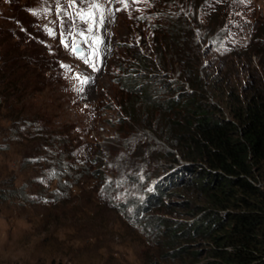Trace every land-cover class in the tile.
I'll use <instances>...</instances> for the list:
<instances>
[{"label":"trees","instance_id":"1","mask_svg":"<svg viewBox=\"0 0 264 264\" xmlns=\"http://www.w3.org/2000/svg\"><path fill=\"white\" fill-rule=\"evenodd\" d=\"M83 8L80 0L75 8L70 0H0V109L11 117V139L28 147L25 161L47 164L62 198L72 187H97L109 167L87 129L58 119L73 93L62 67L72 43L60 35L83 27ZM127 11L141 50L117 61L118 104L136 121L142 110L149 122L167 114L154 132L184 162L157 177L145 200L129 202L134 217L191 188L213 205L192 222L151 223L176 242L210 241L207 259L193 264H264V32L251 24L259 19L253 0H128Z\"/></svg>","mask_w":264,"mask_h":264},{"label":"rangeland","instance_id":"2","mask_svg":"<svg viewBox=\"0 0 264 264\" xmlns=\"http://www.w3.org/2000/svg\"><path fill=\"white\" fill-rule=\"evenodd\" d=\"M98 2L101 11L93 10L92 20H80L83 27L78 32H71V36L64 34L66 40L80 46V51L74 54L70 50L72 99L60 107L58 119L87 129L89 140L98 145L103 152L102 161L109 165L104 169L106 176L97 180V187L95 184L86 189L72 187L65 198L60 197L56 182L44 169L47 164L25 161L28 147L24 141L11 139V117L0 109V264H193L204 261L212 246L210 241L198 237L176 242L165 234L166 228L151 222L156 217L172 225L178 221L192 222L213 202L181 186L177 188L181 192L179 196L161 205H148L135 217L130 208L131 200L146 199L159 175L172 169L175 170L171 175L175 174L184 164L174 166L175 150L154 132L165 127L167 114L156 112L149 117V122L142 110L141 118L136 121L121 110L118 100L122 94L113 83L117 61L132 60V54L141 48L136 34L123 19L127 17V8L117 0ZM90 3L91 0H80L84 11ZM253 4L259 19L251 24L254 30L264 32V0H253ZM118 8L121 10L116 11ZM89 27L91 32L86 31ZM81 32L85 33L86 40L79 36ZM97 38L99 42L93 44ZM80 53L84 58L92 55L90 64L84 62ZM253 60L256 64L258 58ZM91 65H95V70ZM76 74L88 77V82L81 85ZM254 74L257 77V72ZM170 77L176 78V71H171ZM79 88L83 90L78 91ZM209 99L213 100L212 96ZM159 160L167 165L164 167ZM56 197L62 200L58 202ZM117 202L123 209L127 208L125 214L114 207ZM214 208L221 214L225 212L221 203ZM185 245L186 249L176 251ZM195 251L198 254L194 259L192 252Z\"/></svg>","mask_w":264,"mask_h":264},{"label":"snow or ice","instance_id":"3","mask_svg":"<svg viewBox=\"0 0 264 264\" xmlns=\"http://www.w3.org/2000/svg\"><path fill=\"white\" fill-rule=\"evenodd\" d=\"M77 2L78 0H70V6L75 8L76 5H77ZM117 2L121 3L123 5L124 8H127L128 7V0H117ZM134 2H136V0H134ZM101 11V5L100 3L98 2V0H91V3H90V7L88 8L87 11H84V10H80L76 13V17L80 20H85V21H89V20H92L93 17L95 16V12L93 11ZM121 9H116V11H120ZM57 11H63V9H57ZM35 14V12H34ZM101 22H102V19H101ZM87 32H91V27H89L87 30ZM48 34L51 36V35H55V33L51 30V29H48ZM69 35L71 36L72 33L71 31L69 32ZM79 36L81 37L82 40H86V37H85V33L84 32H81L79 33ZM99 42V38H97L95 41H93V44H96ZM61 43L64 44L65 47H68V43H67V40L64 38V35L63 33L61 34ZM79 45L76 44L74 41H73V44H72V47H71V51L74 53V54H78L79 52ZM81 55V58L84 59V62L86 64H90L91 60H92V55L90 54L87 58H84L83 57V54L80 53ZM94 70H95V65H91ZM62 67H65L66 70L68 71H71V67L70 66H67V65H62ZM76 79H78L81 83V85L85 84L88 82V77H81L80 74H76ZM78 91H82L83 89L82 88H79L77 89Z\"/></svg>","mask_w":264,"mask_h":264},{"label":"clouds","instance_id":"4","mask_svg":"<svg viewBox=\"0 0 264 264\" xmlns=\"http://www.w3.org/2000/svg\"><path fill=\"white\" fill-rule=\"evenodd\" d=\"M161 139V138H160ZM174 153H175V151H174ZM176 159H177V162L175 163V165L174 166H176L177 164H184V162H183V160H182V158H181V156L180 155H176ZM180 162H179V161ZM159 161H161V164L163 165L164 164V167L167 165V164H165L164 162H162V160H159ZM159 164V163H158ZM173 170H175V169H172L171 171H173ZM171 171H168V172H166L165 174H167V173H170ZM165 174H163V175H159L158 176V178L159 177H162V176H164ZM106 176V174H104V177Z\"/></svg>","mask_w":264,"mask_h":264},{"label":"water","instance_id":"5","mask_svg":"<svg viewBox=\"0 0 264 264\" xmlns=\"http://www.w3.org/2000/svg\"><path fill=\"white\" fill-rule=\"evenodd\" d=\"M79 51H80V48H79Z\"/></svg>","mask_w":264,"mask_h":264}]
</instances>
